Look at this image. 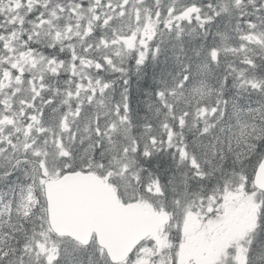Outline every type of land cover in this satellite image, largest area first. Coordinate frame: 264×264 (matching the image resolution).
Segmentation results:
<instances>
[{
	"label": "snow or ice",
	"instance_id": "snow-or-ice-1",
	"mask_svg": "<svg viewBox=\"0 0 264 264\" xmlns=\"http://www.w3.org/2000/svg\"><path fill=\"white\" fill-rule=\"evenodd\" d=\"M0 264H264V0H0Z\"/></svg>",
	"mask_w": 264,
	"mask_h": 264
}]
</instances>
